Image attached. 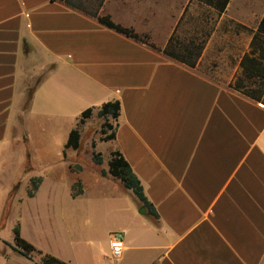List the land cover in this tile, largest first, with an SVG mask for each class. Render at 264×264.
<instances>
[{"label": "crops", "instance_id": "obj_1", "mask_svg": "<svg viewBox=\"0 0 264 264\" xmlns=\"http://www.w3.org/2000/svg\"><path fill=\"white\" fill-rule=\"evenodd\" d=\"M252 5L230 0L184 63L164 50L177 26L178 39L184 24L197 36L195 0H105L99 15L146 43L63 2L0 0V174L14 147L27 160L29 145L58 141L64 154L84 110L118 101L108 154L123 156L158 219L137 200L131 224L104 231L107 250L110 234L124 240L107 260L264 264V105L231 88L252 37L240 25L264 15Z\"/></svg>", "mask_w": 264, "mask_h": 264}, {"label": "rangeland", "instance_id": "obj_2", "mask_svg": "<svg viewBox=\"0 0 264 264\" xmlns=\"http://www.w3.org/2000/svg\"><path fill=\"white\" fill-rule=\"evenodd\" d=\"M247 1L253 2L255 14H258L257 10L264 11V0ZM216 15L215 11L200 7L199 20L193 26L197 36L189 34L188 24H184V28L181 26L186 43L190 38L197 44L204 40L206 43L215 29ZM257 17L249 20L248 28L235 25H240L252 36L261 19ZM217 33H220V27ZM236 41L241 44L245 38L239 37ZM103 123L104 120L95 113L79 124L80 146L75 151L67 149L62 154L63 147L56 141L44 148L29 145L27 160L24 147H14L11 153L6 152L10 159L6 170L0 174V264L40 261L37 253L27 260L15 251V227L19 228L20 237L43 255L54 256L69 264H112L107 260L109 253L104 231L131 224L138 202L118 180L106 175L107 178L96 182L101 176L100 171L108 170L110 158L108 141H103L105 135L101 133ZM114 123L108 121L113 127ZM106 132V135L110 134L109 130ZM93 153L100 154L101 165L92 162ZM32 178H40L41 182L33 197H28ZM76 182L81 187L82 182L85 185L82 197L72 196L71 186Z\"/></svg>", "mask_w": 264, "mask_h": 264}, {"label": "trees", "instance_id": "obj_3", "mask_svg": "<svg viewBox=\"0 0 264 264\" xmlns=\"http://www.w3.org/2000/svg\"><path fill=\"white\" fill-rule=\"evenodd\" d=\"M63 2L71 7L81 10L93 18H95L101 25L114 30L115 32L125 35L135 41L146 43L141 39L132 29L123 28L114 24L108 16L99 15L103 2L105 0H53ZM200 7H206L221 14L225 11L230 0H195ZM180 28L177 26L169 43L164 50V53L180 62L188 63L192 59L193 54H199L204 46V41L197 44L194 38H190L188 43L184 40L185 37L178 39L176 31ZM175 34V35H174ZM206 34V33H205ZM184 35V32H183ZM193 36V35H191ZM207 36V34H206ZM231 88L241 93L242 95L250 98L251 100L264 105V16L258 22L255 31L248 46V50L243 54L239 61V71L235 75ZM93 110L91 108L84 110L79 118V124H82L86 119L92 116ZM98 118L103 119L101 133L105 135L103 141H112L114 139L115 127L108 124L109 120L117 121L120 115V104L118 101H109L103 104L96 112ZM106 130L110 134L106 135ZM80 146V133L78 127L69 133L67 142L64 146L66 149L78 150ZM92 162L95 165L102 164L100 154H92ZM108 170H101L102 177L109 175L111 178L118 180L122 187L131 191L137 200L141 203V207L145 209L146 214L153 219H158L153 206L147 201L143 194L142 186L131 170L129 164L125 161L123 156L118 151H112L110 158L107 162ZM40 178L30 179V189L27 192L28 197H33L34 192L40 184ZM76 187H78L76 189ZM72 196L78 197L82 195V187L79 182L71 186ZM14 242L15 251L27 260L32 259V254L37 253L40 255V261L35 264H69L54 256L37 251L30 243L20 237L19 228H14Z\"/></svg>", "mask_w": 264, "mask_h": 264}, {"label": "built area", "instance_id": "obj_4", "mask_svg": "<svg viewBox=\"0 0 264 264\" xmlns=\"http://www.w3.org/2000/svg\"><path fill=\"white\" fill-rule=\"evenodd\" d=\"M124 250V240L123 235L120 232H115L110 234L108 241V257L109 259L115 261L118 260Z\"/></svg>", "mask_w": 264, "mask_h": 264}, {"label": "water", "instance_id": "obj_5", "mask_svg": "<svg viewBox=\"0 0 264 264\" xmlns=\"http://www.w3.org/2000/svg\"><path fill=\"white\" fill-rule=\"evenodd\" d=\"M140 213H142V214H145V210H144V209H142Z\"/></svg>", "mask_w": 264, "mask_h": 264}]
</instances>
